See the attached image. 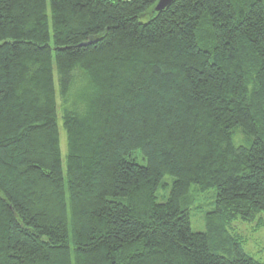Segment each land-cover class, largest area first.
<instances>
[{
	"label": "trees",
	"instance_id": "16d2710c",
	"mask_svg": "<svg viewBox=\"0 0 264 264\" xmlns=\"http://www.w3.org/2000/svg\"><path fill=\"white\" fill-rule=\"evenodd\" d=\"M157 1L0 0V264H264V0Z\"/></svg>",
	"mask_w": 264,
	"mask_h": 264
},
{
	"label": "rangeland",
	"instance_id": "374dc122",
	"mask_svg": "<svg viewBox=\"0 0 264 264\" xmlns=\"http://www.w3.org/2000/svg\"><path fill=\"white\" fill-rule=\"evenodd\" d=\"M236 139L240 140V135L237 134ZM61 146L64 155L66 153V133L63 127L61 128ZM168 178L166 177V182ZM196 187L195 184L191 187V197L194 199L191 204L192 227L197 231H207V217L214 212L216 207L215 190L211 189L196 197ZM160 196V200H164L161 194ZM225 229H227L226 234L231 239V243L233 242L232 239H236L249 254L257 259L264 260V212H260L250 221L234 219L226 224ZM227 247L229 248L230 245Z\"/></svg>",
	"mask_w": 264,
	"mask_h": 264
},
{
	"label": "water",
	"instance_id": "95a60500",
	"mask_svg": "<svg viewBox=\"0 0 264 264\" xmlns=\"http://www.w3.org/2000/svg\"><path fill=\"white\" fill-rule=\"evenodd\" d=\"M173 0H158L155 7H154V10L159 12V11H162L164 10L168 5L171 4Z\"/></svg>",
	"mask_w": 264,
	"mask_h": 264
}]
</instances>
